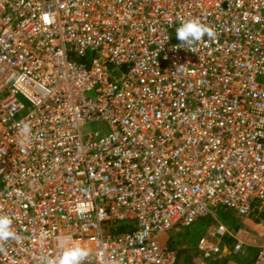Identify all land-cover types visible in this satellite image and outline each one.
I'll return each instance as SVG.
<instances>
[{
    "label": "built area",
    "instance_id": "2783aa9c",
    "mask_svg": "<svg viewBox=\"0 0 264 264\" xmlns=\"http://www.w3.org/2000/svg\"><path fill=\"white\" fill-rule=\"evenodd\" d=\"M193 18L216 32L195 53L175 35ZM218 208L264 213V0H0V215L20 237L0 264L72 246L83 264H185L162 236ZM240 233L217 221L190 264L226 236L241 253Z\"/></svg>",
    "mask_w": 264,
    "mask_h": 264
},
{
    "label": "clouds",
    "instance_id": "9594fccd",
    "mask_svg": "<svg viewBox=\"0 0 264 264\" xmlns=\"http://www.w3.org/2000/svg\"><path fill=\"white\" fill-rule=\"evenodd\" d=\"M176 39L179 41L177 48H184L195 53L196 45L207 37L209 40L216 38L215 30L203 24L199 19L193 18L183 22L176 28ZM31 133V128L24 125L20 129V134L27 139ZM23 145V142H22ZM13 219L8 215H0V246L9 240L19 242V235L13 230ZM89 250L80 246L65 248L56 257H48L42 260V264H83L89 257Z\"/></svg>",
    "mask_w": 264,
    "mask_h": 264
},
{
    "label": "rangeland",
    "instance_id": "374dc122",
    "mask_svg": "<svg viewBox=\"0 0 264 264\" xmlns=\"http://www.w3.org/2000/svg\"><path fill=\"white\" fill-rule=\"evenodd\" d=\"M103 126L104 125L100 123H89V124H86L82 128V133L85 134L88 132L99 131L103 128ZM215 214L217 218L221 221L220 219L221 214H222L221 208H218ZM243 221L244 223H246L244 225L248 226V228L242 229L238 237L242 238L249 245H255L256 243L255 237H257L255 233L257 229L255 226L260 221H264V215L259 216L258 214H253L248 219H242V222ZM207 226H208V223H206L204 220H201L198 223L191 225L190 227H185V228H181L176 231L170 232V234H172L170 236L173 239V242L175 243L174 244L175 249L185 250L187 252L190 251L189 253L193 252L196 239L198 238L201 232L203 231L205 232ZM248 229H254V232L246 233L249 231ZM227 247H228V253L226 252L222 254L221 261L218 264H238V262L243 261V260L236 259V257H238L237 255L238 254L240 255V253H237V254L232 253V249H231L232 243H228Z\"/></svg>",
    "mask_w": 264,
    "mask_h": 264
},
{
    "label": "trees",
    "instance_id": "16d2710c",
    "mask_svg": "<svg viewBox=\"0 0 264 264\" xmlns=\"http://www.w3.org/2000/svg\"><path fill=\"white\" fill-rule=\"evenodd\" d=\"M222 210L223 209H221L222 214H221L220 219L222 222H224L228 226V228L232 232H234V233L241 232L242 229L248 228V226L244 225V224H246V223H244V221L242 222V220L238 219L236 216H234L229 211H225V210L222 211ZM261 215H264V213H261ZM203 220L206 223H208V226H207L205 232L203 231L200 233V235L196 239V243L200 237L208 235L207 233L211 232L214 229V227L217 225V221H220L217 218L216 214L214 217H211L209 219H203ZM198 222H196V223H198ZM124 230H125V226L123 223H121V224L116 226L115 231H113V232L119 233V232L124 231ZM248 230H249L248 232H246V231L245 232L246 233H253L254 232V229H248ZM255 233L257 235V231ZM170 235H172V234L166 233L163 235V237L161 238L162 245L168 247L169 249L174 250L177 254L178 260H180L181 262H183L185 264H190L192 258L196 254V250H195L196 243H195V247L193 249V252H191V253H189L190 251L187 252L185 250L175 249V247H174L175 243L173 242V239L171 238ZM255 240H256V242L258 241V235H257V237H255ZM228 243H232V244L234 243V239L230 236H226L224 238V244L228 245ZM255 253H256V247H254V245L245 246L243 251L240 253V255L238 254L237 255L238 257H236V259L243 260L242 262L241 261L238 262V264H252ZM221 258L217 259L212 264H218L221 261Z\"/></svg>",
    "mask_w": 264,
    "mask_h": 264
},
{
    "label": "crops",
    "instance_id": "0c3cea01",
    "mask_svg": "<svg viewBox=\"0 0 264 264\" xmlns=\"http://www.w3.org/2000/svg\"><path fill=\"white\" fill-rule=\"evenodd\" d=\"M163 237V236H162Z\"/></svg>",
    "mask_w": 264,
    "mask_h": 264
}]
</instances>
